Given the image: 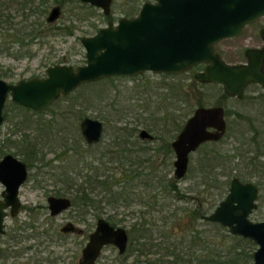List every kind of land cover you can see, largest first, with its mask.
Masks as SVG:
<instances>
[{
	"label": "water",
	"instance_id": "water-1",
	"mask_svg": "<svg viewBox=\"0 0 264 264\" xmlns=\"http://www.w3.org/2000/svg\"><path fill=\"white\" fill-rule=\"evenodd\" d=\"M102 8L107 14L111 0H82ZM59 14L55 5L48 16ZM264 15V0H154L144 2L133 17H120L116 24L109 21L80 41L85 49V61L75 69L71 64L55 63L46 68L43 77L19 79L11 83L0 78V123L3 107L9 98L35 109L49 105L60 94H68L82 83L113 75H135L143 71L179 73L205 62L195 73L200 81L222 86L228 95L243 96L245 85L257 82L264 87V45L261 49L245 50L247 60L231 63L223 60L214 45L223 38L237 36L245 24ZM264 39V28L261 29ZM79 127L89 143L99 140L102 121L83 116ZM226 130L222 105H199L186 118L171 145L174 150V174L181 178L188 166L189 152L205 140H217ZM141 136L152 137L146 129ZM0 178L6 184L3 194L17 204V187L25 177L24 163L10 154L0 161ZM18 173L15 181H11ZM258 186L234 175L228 191L209 214L202 218L216 221L232 234L249 237L258 243L252 264H264V219L254 221L250 214L257 207ZM51 212L69 204L64 196H49ZM0 205V231L3 230ZM128 234L124 226L111 225L98 219L96 229L83 248L81 264H92L105 243H113L118 252L126 249Z\"/></svg>",
	"mask_w": 264,
	"mask_h": 264
},
{
	"label": "flooded vegetation",
	"instance_id": "flooded-vegetation-1",
	"mask_svg": "<svg viewBox=\"0 0 264 264\" xmlns=\"http://www.w3.org/2000/svg\"><path fill=\"white\" fill-rule=\"evenodd\" d=\"M67 1H69V0H38V3L36 5H33L32 7L30 6L29 9H27V10H24L23 7H20L21 9L19 10L17 15H15L14 13H11L8 10L3 12V9L0 8V34H2V31L4 30L3 33H6L12 37V39H11L12 42H17L19 44V47H21L19 51H21V49L24 45H28L29 43L33 42L34 39L38 38L41 35L43 30H44L45 34H47L48 33L47 30H49L53 26H55V22L61 16V14L63 12V6L66 4ZM71 1L76 2L77 4L88 5L89 8H91V10H92V13L89 14V16L90 15L93 16L96 14L95 17H97V15H102V17L106 19V23L104 25H107L109 21H112L113 24H116L120 17L130 18V17L135 16L138 13L141 5L144 2L154 1V0H141L139 5H136L138 0H124V1L121 0L117 3H116V0H111L110 10L107 14L103 13V10L101 7L93 5L87 1H82V0H71ZM55 5L59 6V14L54 20H52V21L48 20V16L52 10V7ZM115 7H118L117 10H122L123 11L122 14L114 16L112 11L114 9L116 10ZM93 9L96 10L97 13L94 12ZM97 9L100 12H98ZM33 13H36L37 19L42 14H45L44 15L45 23L43 24L44 27H40L41 23H36L35 25H33V23H35V22H31L29 25V26H31V28L28 32H26L25 31L26 30L25 22H26V20L29 19L30 14H33ZM18 17H19V19H18ZM261 17H264V15L259 16L254 21L245 24L241 33L243 32L246 25H248L250 23H257ZM23 20H24V23L21 22ZM93 24H96V23L93 21V22H91V26H93ZM95 26H96L95 28L97 30L99 27H101L103 25L97 27V24H96ZM54 28H56V27H54ZM262 28H264V22L263 21L259 23L258 27L256 28V31H254V34L252 35V40H253V42H255V44H253L251 46L250 45L246 46L243 49L244 60H240L238 62H231V63H243V62H245L247 60V57L245 54V50L247 48L252 47V48L261 49L263 47L264 39H263V35L261 33ZM8 30H13V32L8 33ZM231 37H233V36H231ZM217 43H215V45H214V50L216 52H217V50H216ZM6 48H7V52L11 53L9 51V46ZM23 53H25V51H23ZM23 53H21V55ZM217 53L220 55L219 52H217ZM221 58L223 59L222 56H221ZM227 62H230V61H227ZM50 65H52V64H50ZM78 65H76V66L72 65V66L75 69ZM205 66H206V63L201 62V63H197V64L191 66L189 69L184 70V71L179 72V73H163V72H161L159 74L178 75V74L185 73L186 71H190V70L198 68V70L194 71L192 74L193 78L196 81L201 82V83H214V82L200 81V80L195 78V73L200 71V70H203L205 68ZM46 68H45L43 73L34 74L30 77L20 78V79H28V78H32V77H43L46 75ZM263 69H264V64H263ZM143 72H145V71H143ZM143 72H140L137 74H141ZM137 74H135V75H137ZM113 76H115V75H113ZM127 76H134V75H127ZM0 78L4 79L2 76H0ZM8 82H10V81H8ZM11 83H14V82H11ZM216 84H218V83H216ZM218 85L222 89V86L220 84H218ZM251 87H256L257 89H259L255 95L253 94L250 96V98L252 100H255V99L257 100L260 96H264V87H262L259 83L253 82V81H250L245 85V87L243 89V96L241 98H239L235 95H228L223 90H222V94H223V96H233V97H237L238 99H243L246 96L245 90L248 88H251ZM75 89H73V90H75ZM68 94H65V95L60 94L49 105H47L43 108H40V109H35L32 107L25 106V105H22L20 103L14 102L8 96L7 99H10L12 101L13 106L15 108L19 109L18 111H16L15 114L13 113V115H11V116L9 115L7 109L5 108L6 102H7V99H6V102H5V105L3 107V111H2L3 119L0 123V126L2 125L4 120L8 119L12 122L13 118H16V121L14 122V126L16 125L15 130L19 131V133H20L19 134L20 139H18L17 141H14L11 139L9 140L8 137H6L7 139H5V140H7V142H9V143H3V142L1 143L0 142V161L7 154H10L13 157H15L16 159L22 161L24 163V167H25V177L23 178V180L19 183V185L17 187V193H16L17 204L15 206H13L12 200L9 197L6 198L4 196L3 192L6 189V184L0 178V205H1V210L4 213L3 218H2L3 230L0 231V264H81V260H82V256H83L82 255L83 248L87 244L90 234L96 229L98 219L103 217L111 225L118 226L117 222H115L114 219H112V218L110 219L109 216L104 217L100 214L101 198L97 197V195H99L98 190H96V189L91 190V193H90L91 197H83L82 198L79 196V197H77V199H75L74 198L75 186H77V185H72L69 182H65L63 180V179H67V180L69 179L70 181L74 180L72 177L75 178V174H74V176H71L70 172L75 173V171H78L79 181L83 178V174L86 173L87 169H88V164H86L85 163L86 160L83 159V155L85 154L84 152H87L88 148H91L93 146H97L100 143V141L102 140L105 128L107 127V122H104L101 118H98L102 121L101 137L99 138V140L89 143L85 140L84 136L81 133L80 127H79V122H80L81 118L83 116H86V115H83V116L81 115V117L79 119V122H78L79 130L77 129L78 133L76 134V137L74 135L72 136L71 134H69V132H68L69 128L67 127L69 125L68 124L65 125V122H63V120H62V119L67 118V116L72 115V114L74 115V113H76V112L73 113V111H72L73 109L71 107L70 108L67 107V109H65V112L52 113V115L50 114L51 116L49 118L40 116V115H42V113H47L48 111H50L51 110L50 107L52 105H54L59 98L66 97ZM188 103H193L194 105L196 104L195 106L192 104V106H194V107H192V111L196 106L205 105L203 102H202V104H198L197 102H190V101ZM182 104L185 105L186 103L182 102ZM211 105H222L223 106L224 118L226 121L225 133L217 140H205V141L199 143V145L194 150L189 152V160H188L187 170L181 178L186 177L191 168H192V170H195V171L202 168L201 162L200 163L198 162L196 166L191 165L192 163H191L190 158H191L192 153H194L196 151H199L201 153V152H204L205 150L209 152L213 145L214 146L218 145L222 149L219 142H221L222 138L227 134L229 125H231V121L228 120V116L231 114L232 111H231V109L226 108L222 104V102H218L216 104H211ZM177 106H175V103H173V108H175V107L177 108ZM192 111L184 118L182 125H183L184 121L186 120V118L192 113ZM263 111H264V109L260 111L259 115L262 114ZM31 113L35 114L36 116H33ZM235 114H236V117H234L235 122L243 121V119L248 121L247 119L240 116L242 114L241 111L236 110ZM243 114L248 115V117L252 118L250 120L256 125L255 127L260 130V128H261L259 126L260 122H259V119L256 118L259 116L258 114H255V115H249L246 113H243ZM60 116L63 118H59ZM87 116H89V115H87ZM91 117H93V116H91ZM76 118L78 119V117H76ZM94 118H97V117H94ZM71 125L73 128H77V125L75 127H74L73 123H71ZM171 125H172L171 122H166V123L163 122L160 124V126H161L160 128L157 126L156 128L153 129L151 126H148V125H146V127L138 128V124L130 122V121H123L122 123L115 121L114 123L111 124V126H113L115 129H118L120 131H126V132L132 131L133 132V133H127V134L125 133V135L122 134L121 136H123V138H120V140L122 139V141L124 142V146L127 147L131 152L134 151V154L137 153L139 157L143 158V160H141V159L139 160V162L143 166L141 169H144V171H148L150 169L147 167L148 166L147 159L149 157H152V158H154V162L152 163L153 164L152 167L154 168L153 169L154 172H152V173H156L157 175H160L165 181H168L171 186H175L171 190H169V192L163 191V189H161L159 187L160 189H158V188L155 189L154 192L151 194L152 197L149 196V198L147 200L139 201V199H138L139 202L136 201L137 204H140L139 208L140 207L146 208V210H145L146 212H151V213L157 212V215L159 218H155L154 220H156V221L160 220L161 223L162 222L165 223L167 219H174L176 221V222H174L172 220V225L169 224L170 229L168 230V234L161 232L160 231L161 229L159 228V230H157V231H159V234L157 236H154L153 230H150V231H152L151 232L153 234L152 236L157 238L155 240L158 241V238H159V240H160V238L161 239L167 238L170 241H174L171 239V237L174 236L175 226H173V225H174V223H177V221H178V223H177L176 228H177V230L180 229L181 231H184V234H183L184 238L186 237V233L188 231H191L193 233L197 232L199 234L200 238L206 237V236L210 237V233H208L206 231V228L200 227V225H201L200 222L204 223L205 225L207 223L211 224L212 222H215V223H218V222L203 219L202 215L203 214H209L214 209V207L217 205L219 200H221L225 196V194L228 191L230 180H229V183L227 186V191L225 192L223 197L221 199H219L214 205H212V202H211V194L209 197H207V195L201 193V190H199L198 188H197V190H195V188H192V187H189V190L190 189L195 190V195L189 194V195H187V197L193 198L194 206L179 207L178 205H176L175 203L177 202V200L184 197V193L180 190L179 185H178V180L181 178L176 177L174 174L173 160H174L175 154H174V150L172 148L171 142L176 137V135L179 132V130L181 129L182 125L176 131L172 129ZM143 128L146 129L148 132H150L152 137L141 136L139 134V132ZM170 128L172 129L171 133H169L168 135L163 134V132L169 131ZM15 130L13 131V133L15 132ZM249 130H250L249 135H251L253 132L252 131L253 129L249 128ZM159 132H161L162 134ZM53 136H57L60 140H62V144L64 146L60 152L55 154V158H63L62 152L66 149L68 144H71L72 141H77V139H78L79 150L73 152L72 151L73 149H69L68 157L72 154L71 157H74L75 159H77V158L79 159L78 163H80L82 161L84 164L82 166L80 164H78L75 168L71 167V168H73V171L70 168V169H68L69 171L67 172V170H66L67 167H66V168H63L60 173L59 172L57 174L55 173L57 180L59 181V183L61 185H60V187H58L57 191L51 192V190L47 189V187H46L47 182L46 181H43V183L40 182V180H38L37 176L40 175V172L45 175L46 171L44 170V168L52 166V163H51L52 159L46 157V152H44L43 148H42L43 147L42 142L45 140L49 141V139L52 138ZM113 136H114V134H111V142L110 143L106 142L107 146L104 147L102 150V152L105 154L104 156H110L111 152H109V151L111 149L115 148V145H112ZM246 136H248V135H246ZM163 137H166V139H164ZM165 142H169V146H170V150L167 151V153H164V148L161 149V147H160ZM209 144L211 145V147L209 149H205L206 147H208ZM9 146H14L15 150L17 152H11V151L4 150V147H9ZM130 147H132V149ZM251 147H254V145H252ZM202 148L205 150H202ZM201 156H202V154L200 155V157ZM96 157H98V156H96ZM0 166L3 167V164ZM205 168L207 171L208 167L206 166ZM214 168H215L214 170L217 169V167H214ZM66 172L68 173V175H66L67 174ZM0 173H1V170H0ZM96 174H99V172L93 174V180L100 177L99 175H96ZM17 176H18V173H16V175L10 180L15 181ZM80 176H81V178H80ZM31 178H34V179L36 178L35 184L32 183L33 186H30V184L28 183ZM239 178L243 181H246L244 178H241V177H239ZM126 180H127L126 185H127V190H128L127 200H130L129 203L135 202V200H131L132 189H133L132 183L134 180L130 176H127ZM248 181H250V180H248ZM259 182H260V180L258 182H254L258 186V195H259V188H260ZM196 185L200 186V184L198 182ZM86 186H87V184H86ZM140 186H141V191H143L144 189L145 190L149 189V188H146V186H143V185H140ZM202 186L204 188L206 187L205 185H202ZM36 187L38 189H42L41 194H40L41 197H39V199H33V198L26 197V195H25L26 188L29 190L30 188L35 189ZM63 188L64 189H73L74 193L73 194L64 193L61 191V189H63ZM83 188H84L83 184H80V186L78 188V195L82 196V193H83L82 189ZM28 190H26V192ZM154 194H155L156 198L154 197ZM49 196L68 197L70 202L66 207L61 208L59 211L52 213L51 209L49 207V200H48ZM42 197L45 198L46 203L41 202ZM208 199L210 200L209 202H208ZM207 202H208V204H207ZM152 205H155V207H156L155 210L151 209ZM196 206H199L202 209V213H200L197 218H195L194 215L192 214V210ZM63 212H67L66 215H64V217L59 222H55L53 219L62 215ZM21 214H24L23 215L24 219L21 218ZM143 215L144 214H142V216L140 217L139 220L140 221L145 220L146 221L145 225L148 227L151 226L150 228L152 229L153 226L148 221L153 220V219H145ZM7 219H10L12 222L8 223ZM263 219H264V217L261 219H257V220L252 219V220L259 221V220H263ZM44 220H48L47 221L48 226H46V227L45 226L42 227V223ZM20 221H21V223H20ZM179 221L182 222L181 225H180ZM161 223L159 222L156 224H159V226H160ZM149 224H150V226H149ZM121 226H123V225H121ZM223 227H225V226H223ZM28 228L30 229V233H29V231H27ZM126 231L128 234V240H127V245H126V249L124 252H121V253L118 252L117 246L113 243H105L100 248V251H99L98 255L96 256V258L94 259V261L92 262V264H97L103 250L106 247H111L114 250H116V252H117L116 257L120 258L121 262H126V261H124V259H126L127 251L130 250V246L132 245V242H131V235H132L131 226L129 228H126ZM227 232H228V230H227ZM228 233H230V232H228ZM230 234H232V233H230ZM164 235H165V237H164ZM233 235H237V234H233ZM20 236L22 239H25V238L30 239L31 238L33 240L26 245H23L21 247H17L16 243L19 241ZM239 236H242V235H239ZM242 237H244V236H242ZM244 238H247L248 240H250L254 244L253 251L258 247V243L255 242L253 239H251L249 237H244ZM180 244H181V242L179 241L178 245L182 247V245H180ZM176 245H177V243H176ZM56 247H61V249H60V251H58V253H56ZM161 249L163 251V248H161ZM253 251H252V258H251L252 260H251L250 264L253 263ZM46 253H47V255H46ZM19 258L26 259V261H19L18 260Z\"/></svg>",
	"mask_w": 264,
	"mask_h": 264
},
{
	"label": "rangeland",
	"instance_id": "rangeland-1",
	"mask_svg": "<svg viewBox=\"0 0 264 264\" xmlns=\"http://www.w3.org/2000/svg\"><path fill=\"white\" fill-rule=\"evenodd\" d=\"M121 0H116V3ZM124 1V0H122ZM141 0H138L136 5H139ZM38 0H0V8L3 9V12L6 10L14 13L15 15L18 14L20 7H23L24 10L29 9V7L36 5ZM76 2L67 1L66 4L63 6V12L61 16L55 22V26L51 29L47 30V34H45L44 30L42 31L41 35L34 39L33 42L29 43L28 45H24L20 50L19 44L17 42H12V37L6 33L0 34V76H2L5 80L10 82H15L20 78L30 77L34 74L43 73L45 68L54 63H66L76 66L78 64H82L85 61V49L80 41V37L83 35H90L93 34L96 30L95 27L91 26V22H95L98 26L104 25L106 23V19L102 17V15H93L89 16L90 10H86L84 8L76 7ZM112 11L114 16L122 14V10H117L118 7H115ZM94 10V9H93ZM98 11V9H97ZM96 12V10H94ZM100 12V11H98ZM97 13V12H96ZM45 14L36 18V13L30 14L29 19L25 22L26 32H28L31 28L30 23L35 25L36 23H41L40 27H44L43 24L45 23ZM19 19V17H18ZM264 22V17H261L257 23H250L245 26L243 32L238 36L228 37L220 40L216 45L217 52L223 57L224 60L230 62H238L240 60H244L243 56V49L246 46H251L255 44L252 40V35L256 28L258 27L260 22ZM24 23V20L21 21ZM56 27V28H54ZM58 27V28H57ZM70 30V31H69ZM9 32H13V30H8ZM9 46V52H7V48ZM25 51V53H23ZM21 53H23L21 55ZM15 54V55H14ZM198 70V68L186 71L185 73L178 74V75H171V74H159L153 73L151 71H145L141 74H137L134 76H127V75H117L108 82H100L98 84H87L85 86H79L72 92H70L66 97H61L57 100V102L52 105L50 108L51 110L47 113H42L41 117L49 118L52 113H61L65 112L67 106H71L73 113L76 109L81 108L82 116L89 115L97 118H101L104 122H107V127L103 133L102 140L97 146H93L87 149V152H84L83 159L89 161L93 158L94 165L97 166H111V169L107 171H111L112 167L116 165V161L106 160L105 164L100 163L96 156H100L101 151L104 147H106V142H111V134H113V130L111 124L115 121L122 123L123 121H130L133 123L138 124V128L146 127V125L151 126L153 129L154 127H161L157 120L154 119L153 116L159 117L161 115V111H158V114H152V110H156V105H159V108H163L164 106H168L169 103H175V106H181L186 108L184 104L181 102L179 103L178 100H173L170 98L171 94L176 91V86L179 83H182L184 86V92L186 96H188V101L190 102H197V99H200L205 105L216 104L218 102H222V104L231 109V114L228 116V120L231 121V125H229L227 134L222 138L219 144L221 145L223 151H227L232 153L234 148L237 147V150L242 152L243 160L238 159L235 157L234 163L235 167H231L232 163L229 164L228 161H223L220 166H217V171L220 173L218 175V179L225 180L228 176L225 174L228 169L231 167L232 174L237 173L241 178L246 180H250L253 182H260L263 180V184L259 188V195L257 198V208L251 213L250 217L254 220L261 219L264 217V176H259L255 169L252 167H248L245 164L244 160V148L246 145L240 144L239 141L242 140L239 136V131L241 129V125L243 127L247 126L245 121L235 122L234 117H236L235 111H241L242 113H246L249 115H255L260 113L261 110L264 109V96H260L257 100H252L250 98L251 95H255L259 89L256 87H251L245 90V98L238 99L237 97L233 96H223L221 87L216 83H201L196 81L193 78V72ZM172 90H171V87ZM173 91V92H172ZM169 92V93H168ZM108 94L105 99H100L99 95L101 94ZM90 94L94 95V99L91 102H86L83 98V95ZM113 99V100H112ZM110 101H114L116 103L115 110L113 113L105 112L106 102L109 103ZM174 101V102H171ZM86 102V103H85ZM194 105V104H193ZM196 105V104H195ZM194 105V106H195ZM192 106V107H194ZM9 115L15 114L16 111L19 109L15 108L12 104L10 99H7L6 106ZM180 109V108H179ZM176 113L177 109L175 107ZM258 112V113H257ZM119 113V114H117ZM33 116L35 114L31 113ZM51 114V115H50ZM107 117L110 118L106 120ZM104 115V116H103ZM120 115V120H116L115 118ZM77 116L69 115L67 118L62 119L65 122V125L69 128L68 132L72 136L76 137L78 133L77 129L78 122L80 118H76ZM63 118V117H59ZM16 118H13L12 122L10 120H4L2 125L0 126V142L2 143H9L7 142L6 137L10 140L17 141L20 139L19 131L15 130L14 122ZM256 122V121H255ZM71 123L74 124V127L77 125V128H73ZM154 126V127H153ZM249 127V126H248ZM251 129V128H250ZM15 132L13 133V131ZM250 136V135H248ZM247 136V137H248ZM43 151L46 152V157L52 159L51 163L52 166L45 167L44 170L46 174H42L37 176L38 180L43 183V181L47 182V189H50L51 192L57 191L58 187H60V183L57 180L56 174L61 172L63 168H66L71 164V161L75 159L71 157L69 158H55V154L60 152L63 149L62 140H60L57 136H53L49 139V141L42 142ZM211 145L209 144L208 147L205 149H209ZM202 148V150H205ZM4 150L17 152L14 146L4 147ZM203 152L196 151L191 155V165L196 166L197 163L201 162L200 155ZM96 155V156H95ZM95 156V157H94ZM108 157V156H107ZM106 156H104V159ZM71 159V160H70ZM70 162V163H69ZM81 166L84 164L82 161L79 163ZM224 167V168H223ZM85 171V170H84ZM195 171V170H194ZM188 173L186 177H183L178 180V185L180 190L184 193V197L177 200L175 203L179 207L184 206H194L193 198H188L187 195H195V190L197 188L201 190L202 194L207 195V197L211 194V202L214 200V197H217L219 194V190L224 187L219 186L218 180L216 186H206L205 188L200 184L197 186V182L200 180V177L196 176L195 172ZM55 175H54V174ZM71 176H74L73 172H70ZM195 175V176H194ZM79 181V179L77 178ZM213 179H208V182H212ZM36 178H31L28 182L30 186L35 184ZM133 183L135 184L132 189V198L131 200H135V202H130L127 200V205L124 204L126 201H106L101 194L97 195L98 198H101V208L100 214L104 217H110V219H114L118 225H123L126 228L132 226V223H135L137 226L138 222L140 221V217L144 214L145 219H155L159 218L157 212H146V208L140 207V204H137L136 201L147 200L154 192V187H150L149 189H144L141 191V186L138 185L137 180H134ZM37 186V185H36ZM189 187L195 188V190L190 189ZM221 188V189H220ZM26 190H28L26 188ZM25 190L26 197L39 199L42 189H35L30 188L27 192ZM64 193L73 194V189H61ZM113 197H111L112 199ZM113 200V199H112ZM169 200V199H168ZM219 199H216L217 202ZM138 201V202H139ZM210 200L208 199V202ZM42 203H46L45 198H41ZM207 202V204H208ZM123 203V204H120ZM205 206V205H204ZM67 212H63L62 215L58 216L57 218L53 219L55 222H59ZM164 214V213H163ZM24 214H21V218H23ZM180 215V214H179ZM24 219V218H23ZM22 219V220H23ZM172 220L176 222L174 219H167L165 223H161L160 220L156 221L155 223H161L156 225L155 228H152L154 232V236L159 234L157 228L161 229L160 231L168 234V230L170 229L169 224L172 225ZM48 220H44L42 223L43 226H48ZM8 223L12 221L7 219ZM21 223V221H20ZM23 223V222H22ZM178 223V221H177ZM177 223H174L175 226V233L174 236L171 237L177 245L178 242L181 241L180 245L186 243L187 238L189 237L186 235L183 238L184 231L180 229L177 230ZM180 225L182 222H180ZM201 228H206V231L210 234L214 233V226L212 224L207 223L206 225L200 222ZM214 228H213V227ZM29 233L30 229L28 228ZM32 233V232H31ZM212 237V236H211ZM159 239V238H158ZM217 241L219 237H216ZM33 239H22L21 236L19 237V241L16 243L17 247H21L23 245L28 244ZM141 240V239H140ZM41 245V244H40ZM179 246V245H178ZM132 245L130 246V250L127 251L126 259L121 262V259L116 257L117 252L111 247H106L97 264H131L135 255L137 254V250L132 249ZM61 247H56V253L60 251ZM47 255V253H46ZM159 254H147V255H139V259L143 260L145 257L154 258L157 257ZM163 259V257H162ZM19 261H26V259L19 258ZM143 263H145L143 261Z\"/></svg>",
	"mask_w": 264,
	"mask_h": 264
},
{
	"label": "trees",
	"instance_id": "trees-1",
	"mask_svg": "<svg viewBox=\"0 0 264 264\" xmlns=\"http://www.w3.org/2000/svg\"><path fill=\"white\" fill-rule=\"evenodd\" d=\"M72 2L71 0H69ZM78 8H84L86 10H90L89 14L92 13L91 8H89L88 5L85 4H77ZM96 24H93V27ZM70 31V30H69ZM115 77H118L115 75ZM114 78V76H109L105 78H101L99 80L86 82L81 84L80 86H85L87 84H98L100 82H108L111 81ZM79 87V86H78ZM77 87V88H78ZM171 87V86H170ZM184 86L182 83H179L176 86V91L173 92L170 96L173 100H178L179 103L185 102L186 108L182 109L183 107L177 106V113L175 108H173V104L169 103V105L163 108H159V105H156V110H152V114L157 113L158 111H161V115L159 117H154L155 120L158 121V123L163 122H171L172 129L177 130L181 127L182 122L184 118L192 111V104L188 103V96H186V93L183 91ZM172 90V87H171ZM169 93V92H168ZM223 95V94H222ZM108 96V94H101L99 95L100 99H105ZM84 100L88 103L91 102L95 98L94 95L86 94L83 95ZM113 100V99H112ZM85 102V103H86ZM174 102V101H171ZM198 104H202V101L200 99H197ZM89 104V103H88ZM116 103L114 101H110L109 103L106 102V108L105 112L113 113L112 110H115ZM73 106V105H71ZM70 105L67 107H71ZM180 108V109H179ZM81 108H78L75 110L76 113H74L75 116L78 118L81 117ZM119 114V113H117ZM104 116V115H103ZM106 114L105 119L109 120L110 118L107 117ZM243 118L247 119L248 121L244 120L247 123V126L242 127L239 131V136L242 138L240 144L246 145L244 150V160L246 166L252 167L256 170L259 176H264V111L262 114H260L257 119H259V126L261 127L260 130L257 129L255 124L250 120L252 118L248 117V115L241 114ZM116 120H120V115H118ZM249 126V127H248ZM154 127V126H153ZM156 128V127H154ZM249 128L253 129L252 134L249 135L250 130ZM113 129V138H112V145H115V148L111 149L109 152H111L110 156H106L104 159V153L101 151L100 156L97 157L100 163L105 164L106 160L110 161H116V165L112 167L111 171H107L111 169V166H97L94 165V159L85 161L86 164H88L87 172L83 174V178L78 181V171H75V178L72 177L74 180L70 181L69 179H63L65 182H69L72 185L75 186V195L74 198L77 199V197H91L90 193L91 190H98V193L101 194V196L106 201H126L127 199V185H126V178L127 176H130L133 180H137L138 185L146 186V188L154 187V189H163V191L169 192L173 187L169 184L168 181H165L160 175H157L154 172V168L152 167V163L154 162V158L149 157L147 159L148 161V168H150L148 171H144V169H141L143 166L139 162V160H143V158L139 157L137 153L134 154V151H130L127 147L124 146V142L122 139V134L125 135V133H133L132 131L126 132V131H120L118 129ZM171 128L167 132H163V134L168 135L171 133ZM156 130V129H155ZM161 133V132H159ZM162 134V133H161ZM166 139V137H163ZM66 141V140H65ZM217 145V144H216ZM254 145V147H251ZM161 149L164 148V153H167V151L170 150L169 142H165L160 146ZM132 149V147H130ZM69 149H73L72 151L75 152L79 150L78 145V139L77 141H72L71 144H68L66 149L62 152L63 157H68ZM139 149V148H138ZM134 150V149H133ZM61 155V156H62ZM67 155V156H66ZM235 157H237L240 160H243L242 152L237 150V147L234 148L232 153H229L227 151H223L218 145L212 146L210 151H204L201 156V165L202 168L199 170H192V168L189 170L188 173L195 172L196 176L200 177V180L198 181L199 184L205 185V186H216L218 180L222 181L219 182V186H224L221 191L219 190V194L217 197H214V200L212 201V205L216 203V199H221L225 192L227 191V186L229 183L230 178L233 175H239L237 173L232 174L231 167H235ZM71 160V159H70ZM78 158L73 159L71 161V164L67 166V172L69 171L71 167H76L78 163ZM228 161L229 164L232 162V166L228 169V171L225 173L228 177L225 180L218 179V175L220 174L217 170H214V167L220 166L222 162ZM70 163V162H69ZM207 171H206V168ZM140 167V168H139ZM73 171V168H71ZM66 172V173H67ZM96 175H99V178H96L93 180V174L98 173ZM68 175V173L66 174ZM195 176V175H194ZM240 177V176H239ZM81 178V176H80ZM208 179H213L212 182H208ZM246 180V179H245ZM263 180L259 182V185L261 186L263 183ZM80 184H83L84 188L82 189V196L78 195V188ZM87 184V186H86ZM135 184L132 183V188ZM259 186V187H260ZM89 187V188H88ZM160 187V188H159ZM175 189V188H174ZM111 197H113L111 199ZM154 197L156 198L155 194ZM123 204V203H120ZM125 205H127V201L124 202ZM155 205L151 206L152 210H155ZM202 213V209L199 206H196L192 210V214L195 218L198 217V215ZM138 224L135 226V223H132L131 226V242H132V249L137 250V254L135 255V258L131 262V264H250L251 258H252V251L254 248V244L248 240L247 238H244L239 235H233L227 232V229L220 225L219 223L212 222L211 224L215 227L214 233L210 234V237H201L197 232L193 233L191 231H188L186 235L189 237L186 240V243H184L181 246H177L176 242L170 241L167 238H163L160 240L156 237L152 236L151 233L152 230L150 227V224L146 226V221H137ZM149 223L154 227H156L155 220H149ZM159 230V229H157ZM190 230V229H189ZM212 236V237H211ZM165 237V235H164ZM216 237H219V240L217 241ZM184 238V237H183ZM141 239V240H140ZM181 242V241H180ZM163 248V251L162 249ZM159 254L157 257L149 258L145 257V259L140 260L139 255H147V254ZM163 257V259H162ZM143 261L145 263H143Z\"/></svg>",
	"mask_w": 264,
	"mask_h": 264
}]
</instances>
